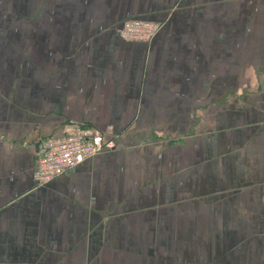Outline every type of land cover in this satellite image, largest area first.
Listing matches in <instances>:
<instances>
[{
	"label": "crops",
	"instance_id": "1",
	"mask_svg": "<svg viewBox=\"0 0 264 264\" xmlns=\"http://www.w3.org/2000/svg\"><path fill=\"white\" fill-rule=\"evenodd\" d=\"M72 124L116 149L37 185ZM0 264H264V0H0Z\"/></svg>",
	"mask_w": 264,
	"mask_h": 264
},
{
	"label": "built area",
	"instance_id": "2",
	"mask_svg": "<svg viewBox=\"0 0 264 264\" xmlns=\"http://www.w3.org/2000/svg\"><path fill=\"white\" fill-rule=\"evenodd\" d=\"M157 31L156 24L130 20L123 24L118 34L126 41L150 42ZM103 140L93 129L74 124L64 136L41 141L35 183L45 185L105 151L107 146Z\"/></svg>",
	"mask_w": 264,
	"mask_h": 264
},
{
	"label": "rangeland",
	"instance_id": "3",
	"mask_svg": "<svg viewBox=\"0 0 264 264\" xmlns=\"http://www.w3.org/2000/svg\"><path fill=\"white\" fill-rule=\"evenodd\" d=\"M66 129H68V128H66ZM94 132H96L95 129H94ZM97 134L102 135V133H99V132H97ZM103 138H106V139H104L103 141H104L105 145L107 146V148H106L105 151H102L101 153H105V152H107V151H113V150L116 149L117 144H116V143L114 144L115 140H114L113 137H107L106 135L103 134ZM111 143H113V144L111 145V147H108ZM99 154H100V153H99ZM87 161H88V160H87ZM85 162H86V161H85ZM83 163H84V162H83ZM83 163H82V164H83ZM80 165H81V164H80Z\"/></svg>",
	"mask_w": 264,
	"mask_h": 264
},
{
	"label": "trees",
	"instance_id": "4",
	"mask_svg": "<svg viewBox=\"0 0 264 264\" xmlns=\"http://www.w3.org/2000/svg\"><path fill=\"white\" fill-rule=\"evenodd\" d=\"M10 18V16H5L4 18ZM27 17H21V20H25ZM13 19V18H11ZM134 21H138V22H147V21H139V20H134Z\"/></svg>",
	"mask_w": 264,
	"mask_h": 264
}]
</instances>
